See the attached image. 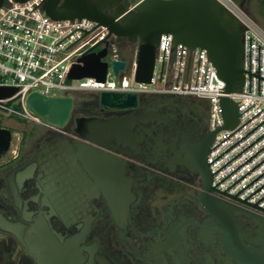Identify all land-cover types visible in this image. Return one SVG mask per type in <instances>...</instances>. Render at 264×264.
Listing matches in <instances>:
<instances>
[{
	"label": "flooded vegetation",
	"instance_id": "1",
	"mask_svg": "<svg viewBox=\"0 0 264 264\" xmlns=\"http://www.w3.org/2000/svg\"><path fill=\"white\" fill-rule=\"evenodd\" d=\"M132 1L111 0L107 10L128 11ZM79 97L63 127L42 121L0 158V264H39L28 236L50 209L78 214L56 211L48 220L62 236L56 242L70 249L67 264H250L232 244L261 248L262 221L231 210L228 236L231 228L200 200L203 179L192 156L216 136L207 99L146 93L137 106L102 110L99 93ZM82 117L102 120L97 140L88 137L90 125L77 130ZM78 147L109 162L93 169Z\"/></svg>",
	"mask_w": 264,
	"mask_h": 264
},
{
	"label": "built area",
	"instance_id": "2",
	"mask_svg": "<svg viewBox=\"0 0 264 264\" xmlns=\"http://www.w3.org/2000/svg\"><path fill=\"white\" fill-rule=\"evenodd\" d=\"M42 1L5 0L0 6V86L18 88L12 96L0 98V118L19 112L9 104L15 102L25 117L41 120L25 107L33 90L74 96L104 90L174 93L207 99L210 126L216 129L224 122L220 97L227 95L238 103L239 121L217 132L207 154L211 185L218 194L224 192L225 197L264 213V31L250 15L232 0H218L242 26L244 82L240 90L225 93V82L206 50H190L181 43L174 50L172 35L166 33L160 35L150 84L135 80V61L126 62L115 74L111 61L121 59L117 37H107V28L88 18L54 19L45 13ZM106 38L105 79L68 78L72 64L85 52L104 47Z\"/></svg>",
	"mask_w": 264,
	"mask_h": 264
},
{
	"label": "water",
	"instance_id": "3",
	"mask_svg": "<svg viewBox=\"0 0 264 264\" xmlns=\"http://www.w3.org/2000/svg\"><path fill=\"white\" fill-rule=\"evenodd\" d=\"M5 0H0V6ZM24 2L26 0H15ZM238 6H242L244 0H232ZM111 0H43L41 6L45 13L54 19L88 18L103 25L108 30V35L113 37H125L136 44L135 49V80L150 84L152 82L155 67L156 48L162 33L172 35L173 49L181 43L190 50L196 47L206 50L208 59L215 67L218 76L225 82L224 92L232 93L241 89L244 82L242 66V26L239 19L218 0H133L132 9L125 11L123 7L113 14L107 10V4ZM105 46L93 49L82 54L77 62L73 63L68 78L79 79L83 77H95L103 81L107 73L108 62L103 58L107 55V38ZM113 72L117 74L124 69L126 61L115 59L111 61ZM163 65L161 66L162 71ZM15 86H0V98H7L17 92ZM138 92L130 91H101L99 102L101 109L126 108L137 106ZM75 103L73 94H65L57 91L55 94H45L37 90L30 91L25 98V107L28 111L38 116L42 121L57 127H63L71 114ZM223 124L212 132L217 134L220 129H231L239 121V108L237 101L227 95L220 97ZM102 120L91 118H78L77 130L82 133L85 125H90L88 137L97 140L98 129L96 126ZM214 141V138H213ZM209 144V146L213 143ZM12 143V131L2 125L0 118V158L5 155ZM207 151L193 153L192 163L201 174L203 183L200 200L205 209L221 218L228 230L227 235H234V216L231 210L244 211L254 219L262 221L264 226V213L245 207L240 203L225 197V193L218 194L211 185L212 173L207 161ZM101 152L91 148L77 149V156L83 159L85 156L92 163L93 169L107 161ZM75 159V157L73 158ZM109 162V161H107ZM111 163V162H110ZM97 167V168H96ZM117 168V167H116ZM121 174L124 171L119 167ZM50 199L54 195H49ZM54 200V199H53ZM58 201V199H55ZM60 217L76 218L71 212L50 209L38 216L37 234L28 236V251L37 257L39 264H59V260L65 259L70 254L69 247L62 246L55 240V235L62 237L55 230L49 229L48 220L57 212ZM264 211V209H263ZM37 224V225H38ZM8 228L17 227V224L7 222ZM81 234V233H80ZM82 234H84L82 232ZM261 248H245L239 244L234 245L237 257L246 260L250 264H264V229L261 233ZM77 250V249H76ZM71 252H74L72 249ZM67 259L62 264H67ZM61 264V262H60Z\"/></svg>",
	"mask_w": 264,
	"mask_h": 264
},
{
	"label": "rangeland",
	"instance_id": "4",
	"mask_svg": "<svg viewBox=\"0 0 264 264\" xmlns=\"http://www.w3.org/2000/svg\"><path fill=\"white\" fill-rule=\"evenodd\" d=\"M241 8L260 26L264 31V0H245ZM13 108L17 109L19 112L10 114L8 116L1 115L2 125L9 128L12 131V143L9 151L6 153L5 157L1 160L9 157L16 149L22 139L26 137V133L33 127H36L42 120H32L24 116L21 109L17 106L15 102H10Z\"/></svg>",
	"mask_w": 264,
	"mask_h": 264
},
{
	"label": "trees",
	"instance_id": "5",
	"mask_svg": "<svg viewBox=\"0 0 264 264\" xmlns=\"http://www.w3.org/2000/svg\"><path fill=\"white\" fill-rule=\"evenodd\" d=\"M117 43L120 58L132 65L135 58L136 44L125 37L117 38ZM78 95L80 96V94L75 95V107L80 106L81 103V98ZM17 106L21 109L20 104H17Z\"/></svg>",
	"mask_w": 264,
	"mask_h": 264
}]
</instances>
